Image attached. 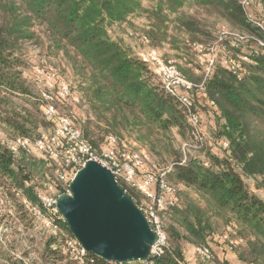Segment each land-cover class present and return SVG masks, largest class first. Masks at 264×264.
<instances>
[{
	"label": "trees",
	"instance_id": "16d2710c",
	"mask_svg": "<svg viewBox=\"0 0 264 264\" xmlns=\"http://www.w3.org/2000/svg\"><path fill=\"white\" fill-rule=\"evenodd\" d=\"M144 1H149L147 7ZM256 3L264 13V0ZM187 7L198 11L189 13ZM199 11L225 22L230 33L247 43L264 38L248 21L239 0H0V126L16 142L34 143L47 125L41 120V98L25 76L29 64L24 57L25 43L37 45L44 36L54 56L61 53L78 74L81 101L84 98L89 113L107 121V135L135 131L138 140L153 148L155 134L167 135L175 127L186 132L191 143L208 142V147L198 150L204 160L199 155L183 159L179 152L171 154L166 180L176 189L178 205L166 212L163 222L167 247L148 263L180 264L188 249L196 255L195 247L210 248V243L223 240L240 261L264 264V49L243 62L237 57L240 42L231 45L224 38L221 45L238 64L239 77L220 60L206 76V63H199L193 52L199 53L201 46L208 54L221 42ZM142 15L148 21L144 34L151 48L159 51L166 43L175 51L176 69L193 86L194 111L201 113L198 102L203 100L215 117L211 141L199 142L180 100L164 90L138 54L111 37L110 27ZM171 25L175 33L170 35ZM180 34L185 36L186 48L179 43ZM219 148L221 155L214 151ZM26 153L18 144L11 148L0 143V196L12 202L17 217L22 218V211L31 220L41 221L31 210L35 207L45 219L54 220L55 232L45 229L39 245L32 243L31 236L27 240L37 253L36 264H114L65 250L66 241L74 236L61 218L42 206L40 192L31 182L34 163ZM249 181L257 191L250 189ZM119 185L138 206L140 193ZM53 189L56 192L59 186ZM189 192L198 200L190 198ZM14 229L15 223L8 226L13 244L17 241Z\"/></svg>",
	"mask_w": 264,
	"mask_h": 264
},
{
	"label": "built area",
	"instance_id": "2783aa9c",
	"mask_svg": "<svg viewBox=\"0 0 264 264\" xmlns=\"http://www.w3.org/2000/svg\"><path fill=\"white\" fill-rule=\"evenodd\" d=\"M239 3L245 10L248 21L264 34V13L262 9H256L258 6L256 0H239ZM221 32L223 33L219 34L217 41L221 43H217L208 51L205 75L209 76L217 60H220L224 67L239 77L240 68L224 51V46L221 45L222 41L224 38H228L231 40V45L240 42L242 48L237 57L243 62H250L261 49H264V38L255 39V42L251 44L227 30H221ZM197 49L199 53L203 52L201 46H198ZM139 57L157 77L164 90L180 100L181 105L187 110V121L193 134L199 142H203L207 137L203 135L201 130V116L193 109L192 84L183 78L171 61L164 60L160 51L151 48L139 54ZM32 78L41 98L42 114L52 124V129L42 133L34 143L27 140L19 141V146L29 151L30 144H32L34 148L38 149L49 167L53 166L56 180L61 184L53 195L37 193L42 206L56 218L62 219L56 207L57 201L60 198L71 196L70 183L76 173L87 162L94 161L110 170L118 185L120 183L126 188L140 193V203L137 207L144 214L156 236L150 253L153 256L161 254L163 249L167 247L166 234L163 229L166 212L178 205L176 189L166 180L170 168H160L158 164L152 161L147 152L133 148L125 140L113 134L105 136L102 144L98 147L93 145L83 136L82 130L75 124L73 117L61 115L57 111V104H79L80 98L73 96L70 85L53 69L47 67L34 68ZM207 104L210 108L214 105L212 101L207 102ZM208 139L212 140V138ZM222 147L226 149L227 143L223 142ZM124 192L126 193L125 190ZM31 210L43 221L47 229L55 232L56 226L53 219H45L44 215L35 207H32ZM65 250L78 257L86 254L75 238L66 241ZM195 253L203 260L212 259L209 246L195 247ZM148 262L123 264H149ZM180 264L193 263L183 261Z\"/></svg>",
	"mask_w": 264,
	"mask_h": 264
},
{
	"label": "rangeland",
	"instance_id": "374dc122",
	"mask_svg": "<svg viewBox=\"0 0 264 264\" xmlns=\"http://www.w3.org/2000/svg\"><path fill=\"white\" fill-rule=\"evenodd\" d=\"M143 5L147 6L148 1H144ZM185 10L189 13L198 11L194 8L190 9L189 7H187ZM198 16H201L203 22L215 35L219 36V34L223 33L221 30L228 31L225 22L220 21L213 16L207 17L205 14L201 13V11H199ZM147 22L148 21L144 15L131 17L125 23L115 24L114 26L110 27L109 33L113 39L119 40L125 47L131 49L133 52L139 55L144 53L146 50L151 49L150 43L144 34ZM172 33L175 32L171 25L169 34L171 35ZM178 40L181 47L186 48L184 34L178 35ZM42 45H44V47H41ZM25 47L27 50L25 49L24 57L29 64V68L25 70V76L32 83H34L32 78L34 68H51L70 85L71 92L73 93L74 97H83L80 91L78 74L61 53H59L57 56H54V51L52 47H50L49 43H47L44 36L40 38L39 44L35 45L34 43L27 42L25 43ZM159 51L161 52L164 60L167 59L173 64L178 61V59L172 57L176 53L169 44L163 43ZM193 54L199 63L205 64L207 62L208 56L206 53L193 52ZM35 92L38 94L36 88ZM57 111L61 115L63 114L73 117L75 124L80 127L87 139L93 140V145L98 147L102 144L105 136H107V121L102 117L96 116L94 113H89L88 105L84 102V98L83 101L80 99L79 104L76 105L69 103L57 104ZM41 120H43L44 124L47 123V125L41 129V132L44 133L51 131L52 124L45 119L42 113ZM201 130L205 137H213V129H211L209 125H206L205 123L203 124L202 122ZM116 136L122 140H125L133 148L147 152L151 156L152 161L158 164L160 168L170 167V165L173 163V159L171 157L173 152L181 153L183 159L190 155H199L202 160H204L203 154H200V151L198 150L203 151L206 147H208V142H203V145L189 142L186 139L187 133L180 132L175 127L172 128L167 135L155 134L152 137V142L154 144L153 148L150 147L149 143L138 140V135L135 131H122L120 136ZM0 143L10 145L11 148H14L16 144L19 145V141L16 142L12 136L3 130L2 126H0ZM30 145L31 147L26 154L28 157H30L32 163H34L33 165L31 164L32 171L30 169L31 182L35 185L38 192L49 196L53 195L55 194V189L53 188H55L56 185L59 187L61 186V184H59L56 180L53 166L49 167L39 150L34 148L32 144ZM216 150H218L219 154L223 153L220 148ZM249 183L251 187L250 189L255 190L252 182L249 181ZM42 184H44L43 190ZM189 196L192 199L198 200V196L193 192H189ZM18 198L20 200L21 197ZM14 211L16 210L13 208L12 202H7L6 198L0 196V264H36L35 260L37 258V253H35L28 245L27 240L31 236L34 240L32 243L34 245H39L40 241L43 240L42 237L45 233V229L47 228L45 227L42 220H31L30 217L27 214H23L22 211L19 213L20 216H22V218H20L17 217ZM14 223V230L16 231L17 236V241L15 244L12 243V239L7 235L9 233L8 226ZM25 251L29 252V255L26 257L23 255V252ZM6 254H9L7 258H11L10 262L4 257Z\"/></svg>",
	"mask_w": 264,
	"mask_h": 264
},
{
	"label": "water",
	"instance_id": "95a60500",
	"mask_svg": "<svg viewBox=\"0 0 264 264\" xmlns=\"http://www.w3.org/2000/svg\"><path fill=\"white\" fill-rule=\"evenodd\" d=\"M56 207L83 250L114 264L150 261L155 233L110 170L89 161Z\"/></svg>",
	"mask_w": 264,
	"mask_h": 264
},
{
	"label": "crops",
	"instance_id": "0c3cea01",
	"mask_svg": "<svg viewBox=\"0 0 264 264\" xmlns=\"http://www.w3.org/2000/svg\"><path fill=\"white\" fill-rule=\"evenodd\" d=\"M148 5H149V1H148ZM147 6H145V7H147ZM256 9L260 10L261 7L258 5V6H256ZM146 29H148V22H147ZM80 99H81V97H80ZM198 103L202 108L200 116L202 118L203 124L205 123L206 125H209L211 127V129L214 130V128L216 127L215 117L212 116V113H209V111L206 110L205 103L203 100H201V101L199 100ZM214 151H216V153L219 154L218 150L214 149ZM219 155H221V154H219ZM209 245H210V249L212 250V253H213V259L212 260H203V259L199 258L197 255H195L192 252V249H188V251H186L184 254L185 261L193 263V264H221L223 262L226 264H247V263L240 261L238 259L237 255L234 252H232L227 245L224 244L223 240H219V242L217 244L216 243H210Z\"/></svg>",
	"mask_w": 264,
	"mask_h": 264
}]
</instances>
